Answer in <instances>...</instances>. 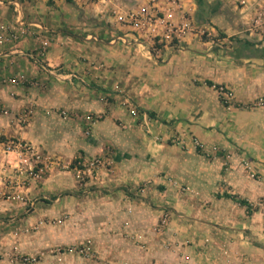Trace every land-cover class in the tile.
<instances>
[{
    "label": "crops",
    "instance_id": "0c3cea01",
    "mask_svg": "<svg viewBox=\"0 0 264 264\" xmlns=\"http://www.w3.org/2000/svg\"><path fill=\"white\" fill-rule=\"evenodd\" d=\"M263 95L264 0H0V244L264 264ZM93 157L95 191L60 169Z\"/></svg>",
    "mask_w": 264,
    "mask_h": 264
},
{
    "label": "rangeland",
    "instance_id": "374dc122",
    "mask_svg": "<svg viewBox=\"0 0 264 264\" xmlns=\"http://www.w3.org/2000/svg\"><path fill=\"white\" fill-rule=\"evenodd\" d=\"M204 37L206 36L204 35ZM94 158L95 157H93L92 159ZM24 165H25V168L22 169L24 173L21 174V172H18V175H22V176L24 175V177L26 178L33 179L32 177L28 176L27 173H25L27 165L26 164ZM70 166L63 167V165H61L60 169L62 171H70ZM13 174H15L13 171H10L9 173H7L5 176V180L10 179L8 175L13 176ZM43 174L44 173H42V176ZM93 176L94 175L85 176L83 178V181L79 182L80 186L83 189H87V190L92 189L95 191V185L91 184L90 186H85L86 184L89 185L90 178H92ZM74 179L76 182H78L75 176H74ZM8 189L9 187L7 185L5 189L0 191V198L9 200L12 197L13 193L8 191ZM17 194H20V193H17ZM17 196L19 195H15L14 199L20 200L19 198H17ZM19 197H21L23 200V196L20 195ZM48 223L51 225H55V224L58 225V224H61V219L52 218V219H49ZM161 228L162 227H160L158 223V225L155 228V232H160ZM25 233H27V230H25ZM80 241H84V244L78 245L79 243H74L70 245H64L62 247L61 246H51V247H47L44 249L34 251L31 254H24L21 252H17L14 249H12L11 251H8L4 249V247H7L6 245L2 246L0 244V264H136L133 261L127 260L126 258H124L121 255L122 252L118 253L117 258L107 262V260L105 259V256L102 253L100 254V252H97L96 249H94V242L92 238H89V239L82 238ZM26 258H28L29 260H25Z\"/></svg>",
    "mask_w": 264,
    "mask_h": 264
},
{
    "label": "built area",
    "instance_id": "2783aa9c",
    "mask_svg": "<svg viewBox=\"0 0 264 264\" xmlns=\"http://www.w3.org/2000/svg\"><path fill=\"white\" fill-rule=\"evenodd\" d=\"M79 1V0H78ZM127 20L133 22L136 18V16L131 13L127 16ZM126 18L119 17V21L124 22ZM204 35V34H203ZM166 39H170V34L166 36ZM48 42L43 41L42 42V49L40 51L41 55L45 54V51L47 50ZM217 92L222 97V99L230 100L232 97V93L225 87L219 86L217 87ZM264 107V95L257 98L256 100L252 101L247 105V108L257 109ZM195 146L201 147V143H199L197 140L194 141ZM7 149H16L24 153H32V147L30 145H27L26 143L22 142H10ZM32 157L35 158L36 164L26 163L27 168L25 170V173L28 174V176L32 177L33 179L40 178L42 176V173L45 172V169L48 168L49 165H51V160L48 159L44 160L41 158L40 155L32 153ZM51 162V163H50ZM76 163H74L70 169L73 170L74 176L77 179L78 183L80 181H83V178L85 176H92L95 172V170L98 169V167H102L104 165H107V161H105L102 157L90 159L89 161L82 162L81 160H76ZM19 172L24 173L22 169H18ZM20 200H22L21 197L17 196ZM167 216H164L159 226L163 227L166 225ZM25 260H29L26 258Z\"/></svg>",
    "mask_w": 264,
    "mask_h": 264
},
{
    "label": "trees",
    "instance_id": "16d2710c",
    "mask_svg": "<svg viewBox=\"0 0 264 264\" xmlns=\"http://www.w3.org/2000/svg\"><path fill=\"white\" fill-rule=\"evenodd\" d=\"M232 198L235 199V197ZM237 202L241 205H247V203L244 200H237Z\"/></svg>",
    "mask_w": 264,
    "mask_h": 264
}]
</instances>
